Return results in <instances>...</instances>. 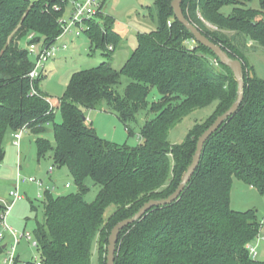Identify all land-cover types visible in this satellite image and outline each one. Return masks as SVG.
<instances>
[{
	"label": "trees",
	"instance_id": "obj_1",
	"mask_svg": "<svg viewBox=\"0 0 264 264\" xmlns=\"http://www.w3.org/2000/svg\"><path fill=\"white\" fill-rule=\"evenodd\" d=\"M171 1L152 0L148 13L155 28L138 35L137 47L119 70L103 61L73 72L55 108L39 90L42 73L30 80L34 62L21 43L50 45L56 40L62 1L0 0V164L6 134L25 128L34 137L37 159L50 158L54 166L68 169L77 187L76 193L65 195L44 192L42 219L33 230L39 264H89L93 245L99 241L107 246L115 224L131 218L145 202L174 192L198 137L236 100L232 72L178 23ZM253 1H183L185 18L229 58L241 62L243 101L205 143L178 200L152 208L121 231L115 264H264L246 249L261 228L255 211L230 208L233 178L264 197V80L256 78L251 66L244 72L248 42L264 49V0H258V9L250 7ZM226 6L231 7L229 14L222 12ZM99 21L90 20L85 33L89 44L107 55L117 35L111 23ZM190 41L192 47L186 45ZM121 76L130 80L123 96L117 92ZM104 102L129 135L130 124L145 113L137 146L104 140L87 123L83 111ZM211 104L216 117L204 127L193 126L182 143L169 142L173 127ZM49 126L54 144L43 136ZM87 178L99 188L91 203L84 199ZM4 210L0 203V214ZM13 264L37 262L16 258Z\"/></svg>",
	"mask_w": 264,
	"mask_h": 264
},
{
	"label": "rangeland",
	"instance_id": "obj_2",
	"mask_svg": "<svg viewBox=\"0 0 264 264\" xmlns=\"http://www.w3.org/2000/svg\"><path fill=\"white\" fill-rule=\"evenodd\" d=\"M151 6L152 0H106L102 10L103 15H100L96 20L100 19L105 24L111 23L112 30L117 35L114 43H110L114 50L107 52V55L100 48L90 45L88 36L84 32H81L79 37L68 35L63 38L62 42H56L57 46L65 43L67 49L58 51L55 56L44 63L39 89L47 101L53 107H57L65 93L69 79L75 71L90 69L103 61L109 62L114 69L119 70L137 47L138 35L149 33L155 28V23L149 18L148 13V8ZM250 7L258 9V0H254ZM69 10L70 7L67 6L63 13V19H68ZM230 10L231 7L229 6L222 8L224 14H229ZM100 24L103 27L102 23ZM193 44L192 41L186 43L190 47ZM21 45L26 48L28 43L24 40ZM37 45H42V41L38 42ZM244 52L247 64L244 72L247 74L249 66H251L256 78L264 80V49L249 41ZM30 60L34 62L35 57L30 55ZM129 82L128 77L121 76L117 86V92L120 96H123ZM154 94L155 91L149 96V102ZM214 111V104L194 110L170 130L169 142L171 144L182 143L193 126L204 127L210 122L209 120L216 117ZM83 112L87 123L95 129L102 139L129 147H135L140 143L139 127L145 119L144 112L138 115L136 123L130 124L133 131L132 135L128 134L125 125L110 111L105 102L95 110H84ZM60 121L61 117L57 114L56 122ZM43 136L54 144L50 126L47 127V132ZM13 140L11 133H7L3 140L5 155L0 164V203H11L13 201L11 192L16 191V189L21 195L22 199L16 201L7 211L5 223L18 236L23 232H28L31 238L30 242L25 238L19 239L15 248V259L17 258L20 262H34L40 258V250L31 246V242L35 240L33 230L36 222L42 219L43 205L41 200L44 192L47 190L54 196L65 195L76 193L77 187L68 169L54 166L50 158L37 159L35 142L28 132L23 133L19 147L13 145ZM49 167L53 168L51 173L47 172ZM30 177L40 180L42 186L39 187L30 182L28 180ZM66 184H69V187H66ZM85 185L88 190L84 199L91 203L94 201L99 188L89 178L85 180ZM230 208L238 212L254 210L257 220L261 223L259 236H264V197L237 178H233L232 181ZM112 210L111 207L107 209L105 218L111 214ZM0 234L2 235L0 244L6 246L0 254V264H4L13 237L9 231L3 229L0 230ZM105 250V244L102 245L97 241L93 245L89 264H104ZM255 259L264 261V241L259 242Z\"/></svg>",
	"mask_w": 264,
	"mask_h": 264
},
{
	"label": "water",
	"instance_id": "obj_3",
	"mask_svg": "<svg viewBox=\"0 0 264 264\" xmlns=\"http://www.w3.org/2000/svg\"><path fill=\"white\" fill-rule=\"evenodd\" d=\"M183 1L184 0L171 1V8L174 18L178 21L179 24H181L186 30L191 33L193 40L196 43L208 49L221 64L230 69L238 85L237 97L232 105L223 114L218 116L213 121V123L198 137L191 163L188 166L186 172L183 174L181 182L174 190V192L163 199L150 200L145 202L131 218L124 219L113 226L107 240L105 264H115L116 244L119 234L123 229L140 220L152 208L169 206L178 200L198 167L205 143L224 124L227 119H229L238 111L239 106L243 101L242 92L244 88V82L242 79L243 69L241 62L239 60H233L229 58V56L218 45L214 44L208 38H206L194 25H192L185 18L181 7ZM3 248H5V246H3Z\"/></svg>",
	"mask_w": 264,
	"mask_h": 264
},
{
	"label": "built area",
	"instance_id": "obj_4",
	"mask_svg": "<svg viewBox=\"0 0 264 264\" xmlns=\"http://www.w3.org/2000/svg\"><path fill=\"white\" fill-rule=\"evenodd\" d=\"M64 5V11L67 6L70 7L68 19H63V14L59 19V24L61 27V33L56 38V40L50 45H37V43H29L27 45V50L30 55L35 57L34 67L29 73V78L31 81L37 79L42 69L44 68V63L50 59L51 57L55 56L56 53L60 50H66L67 46L65 43H61L59 46L56 45V42H62L63 38L68 35H75L79 37L81 32H86L89 29V21L97 19L99 15H103L102 10L104 8V4L106 0H61ZM64 13V12H63ZM31 37V36H30ZM112 49V46L109 47ZM35 93V91H33ZM26 132L25 128H22L17 133L13 135L14 145L19 147L21 138L23 133ZM53 171L52 167H49L47 172L51 173ZM19 175L17 177L18 181ZM28 180L32 183L37 184L39 187L42 186V182L37 180L35 177H30ZM69 187V184L65 185ZM11 196L13 201L11 203H4L5 210L0 214V230L3 229L4 231L7 230L11 233L13 239L11 241V245L9 247V251H7L8 256L4 261V264H13L15 261V248L19 243L20 238H25L27 241H31L30 235L28 232H23L19 236L17 233L10 229L6 223L5 218L7 211L11 208V206L16 202L22 199L21 195H19L17 189L14 192H11ZM2 240V235L0 234V242ZM260 241H264V236L260 237L259 233L255 237V239L250 242L246 249L248 251V255L255 259L257 254V246ZM31 246L37 247V242L34 240L31 242ZM39 264V261H36Z\"/></svg>",
	"mask_w": 264,
	"mask_h": 264
},
{
	"label": "crops",
	"instance_id": "obj_5",
	"mask_svg": "<svg viewBox=\"0 0 264 264\" xmlns=\"http://www.w3.org/2000/svg\"><path fill=\"white\" fill-rule=\"evenodd\" d=\"M113 50H114V48H113ZM40 90V89H39ZM87 120V119H86ZM29 133V132H28ZM30 134V133H29ZM31 135V134H30ZM23 136V135H22ZM32 136V135H31ZM33 137V136H32ZM33 139H34V137H33ZM21 140H22V138H21ZM21 142V141H20ZM13 145H14V140H13ZM20 145V144H19ZM15 146V145H14ZM18 158H19V156H18ZM37 170H40L39 168H37Z\"/></svg>",
	"mask_w": 264,
	"mask_h": 264
}]
</instances>
